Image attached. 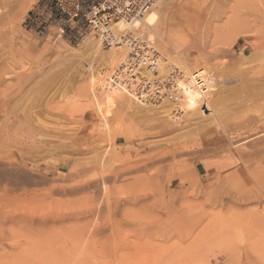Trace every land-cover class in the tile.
<instances>
[{"label": "rangeland", "instance_id": "374dc122", "mask_svg": "<svg viewBox=\"0 0 264 264\" xmlns=\"http://www.w3.org/2000/svg\"><path fill=\"white\" fill-rule=\"evenodd\" d=\"M35 3L0 0V264H264V0H160L135 30L197 97L212 75L209 114L101 110L125 46L33 28Z\"/></svg>", "mask_w": 264, "mask_h": 264}, {"label": "built area", "instance_id": "2783aa9c", "mask_svg": "<svg viewBox=\"0 0 264 264\" xmlns=\"http://www.w3.org/2000/svg\"><path fill=\"white\" fill-rule=\"evenodd\" d=\"M158 2L160 0H36L27 21L33 28L56 22L60 35H65L70 43H77L87 34H95L105 45L128 47L127 60L124 58L114 68L108 84L144 104L158 107L171 104L173 114H178L183 111L178 87L181 80L187 81L184 70L172 65L167 72H161V54L150 39L134 30L128 32V29L125 42L110 30L122 19L143 18ZM194 74L196 77L189 80L203 98L199 109L209 114L205 96L212 91L211 82L206 73Z\"/></svg>", "mask_w": 264, "mask_h": 264}, {"label": "bare ground", "instance_id": "6f19581e", "mask_svg": "<svg viewBox=\"0 0 264 264\" xmlns=\"http://www.w3.org/2000/svg\"><path fill=\"white\" fill-rule=\"evenodd\" d=\"M158 18V14L155 12V11H150V12H148V13H146V15L143 17V18H134V19H132L131 21H129V20H126V19H122V20H120L119 22H117V23H115L111 28H110V30L115 34V35H118V37L120 38V39H123V41H125V42H127V33L130 31V30H136V29H139L140 27H141V25H140V23H142V25H144V26H146V27H150L151 25H153L154 23H155V21H156V19ZM129 29V30H128ZM126 30H128V32H126ZM140 32V31H139ZM263 32H264V30H263ZM140 34V33H139ZM264 34V33H263ZM142 35V34H141ZM151 36H153L152 34L151 35H149V37H151ZM262 36V35H261ZM149 37H147L146 36V38H148L149 39ZM264 37V36H263ZM125 38V39H124ZM152 38V37H151ZM87 39H88V37H87ZM260 39V38H259ZM86 41V38H84L83 39V41ZM151 40V39H150ZM88 41V40H87ZM100 41H101V39H100ZM83 43V42H82ZM264 43V42H263ZM87 44V43H86ZM154 44V43H153ZM88 45V44H87ZM155 45V44H154ZM155 47V46H154ZM262 47V46H261ZM114 48V47H113ZM123 46L122 47H118V49H113L114 51L110 54V55H107V56H109L108 58H106V62L107 63H109L110 65L112 64H121V60H119L118 58H122V57H124L125 58V60H127V56L129 55V51H128V47H125V48H123ZM156 48V47H155ZM159 51V50H158ZM121 54H122V56H121ZM121 56V57H120ZM123 59V58H122ZM119 60V61H118ZM108 64V65H109ZM116 64V66H118ZM113 65V66H114ZM113 69V68H112ZM112 71L113 70H111L110 72L112 73ZM109 72V73H110ZM198 72V74H205L206 73V70H204L203 68L202 69H200L199 71H197ZM107 73V72H106ZM110 73V74H111ZM194 73H195V71H194ZM194 73H192L193 75H191V78L193 79L194 77H196V74H194ZM206 75H207V73H206ZM101 76V75H100ZM98 77V78H100L99 79V81H97V84H96V81L94 80L93 82H91V84L90 85H92L90 88H91V90H92V93H91V95L92 94H94V96L95 95H98V93H96V89H103L102 91H98V92H100L99 94H102V95H98L97 96V98H95L94 99V101L96 102V104H97V106H99V108L101 109V110H103L104 108H110L111 106H113L114 104H116L118 101H120L124 106H130V104H128L127 103V98H129L127 95H126V93L124 92V91H122V90H120L119 88H116V87H112V86H110V84L108 85V80H106L105 81V79H104V76L102 75V77ZM208 76H210V75H208ZM212 76V75H211ZM210 76V77H211ZM210 77H207L208 78V80H209V82H210ZM93 78V77H92ZM95 78H97V77H95L94 76V78L93 79H95ZM109 78V77H108ZM207 78H206V80H207ZM247 78V77H246ZM213 80V79H212ZM211 80V81H212ZM181 81H183V80H181ZM191 81V80H190ZM213 83V82H212ZM89 84V83H88ZM106 84H107V86H106ZM191 84L193 85V83L191 82ZM106 86V87H103V86ZM213 85V84H212ZM212 87V86H211ZM250 87V86H249ZM88 88V87H87ZM178 88H180V93L183 95L182 96V98L184 99L185 98V100H186V104H187V106L188 107H190V108H192L193 106H195V99L197 98V99H199L200 100V98L199 97H197V93L194 91V90H192L191 92H189L184 86H180L179 85V87ZM193 88H195L194 86H193ZM195 90H196V88H195ZM197 91V90H196ZM93 96V97H94ZM99 96H101L100 98H99ZM206 97V96H205ZM133 98H130L129 99V101L130 100H132ZM222 99V98H221ZM225 101V100H224ZM136 102V101H135ZM137 103H139V102H137ZM133 105V104H132ZM131 105V106H132ZM138 105V104H137ZM149 105V104H148ZM130 106V107H131ZM157 107V106H156ZM161 107V106H160ZM166 127V126H165ZM164 130V129H163ZM168 131V130H167ZM166 131V132H167ZM259 133V132H258ZM260 140V139H259ZM261 141V140H260ZM250 142V141H249ZM243 143V142H242ZM241 143V144H242ZM256 145V144H255ZM260 145V144H259ZM254 146V145H253ZM257 148V147H256ZM263 148V147H262ZM264 154V153H263ZM243 155V154H242ZM241 155V156H242ZM249 159V158H248ZM248 159H247V161L246 162H248ZM258 158H256V160H257ZM246 160V159H245ZM256 160H254V161H256ZM250 161V160H249ZM258 161V160H257ZM250 163V162H249ZM249 163H247V164H249ZM252 164V163H251ZM250 164V165H251ZM253 164H254V162H253ZM153 165V164H152ZM256 166V165H255ZM252 167V166H251ZM250 168V167H249ZM248 168V169H249ZM257 168V167H256ZM255 168V169H256ZM251 170V169H250ZM257 170V169H256ZM262 170H264V169H262ZM261 170V171H262ZM88 171V170H87ZM161 171V170H160ZM254 171V170H253ZM260 172V171H259ZM174 173V172H173ZM264 173V172H263ZM163 177V176H162ZM170 182V181H169Z\"/></svg>", "mask_w": 264, "mask_h": 264}]
</instances>
